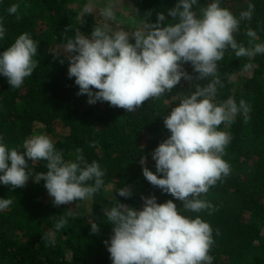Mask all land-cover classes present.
<instances>
[{
    "label": "trees",
    "instance_id": "1",
    "mask_svg": "<svg viewBox=\"0 0 264 264\" xmlns=\"http://www.w3.org/2000/svg\"><path fill=\"white\" fill-rule=\"evenodd\" d=\"M129 1L135 14L147 24L156 23L157 14L164 13L165 25L172 22L167 11L178 3V0ZM80 2L0 0V20L6 28L4 39L0 40V53L19 35L29 33L38 45L35 59L39 61L19 89H12L7 78L0 76V137L9 147L20 146L28 137L48 135L59 125L63 138L50 139L57 150H62L65 160L81 148L89 163L96 161L105 171L104 185L91 199L59 207L53 205L44 181L35 183L30 178L24 188L15 190L0 184V199L14 201L8 210L0 212V264H90V259L93 264H112L104 243L110 240L112 225L107 223L104 209H110L118 201L142 210V197L151 196L157 198V203L173 200L178 209H183L182 202L144 178L140 159L147 157L146 166L156 173L151 153L170 136L164 118L185 95L197 86H206L212 78L181 79L171 93L159 100L145 101L132 113L111 107L107 102L89 105L86 95H77L75 78L68 77L67 59L54 58L59 53L51 50L53 45L66 43L65 30L69 37L77 30L90 36L94 27L104 25L98 10L82 15ZM210 2L198 0L194 10ZM249 3L255 5L252 19L242 21L235 34L237 42L245 47L249 46L248 28L257 33L258 39L253 44L264 43V0H221V6L237 18ZM12 4L20 7L16 14L9 15L7 9ZM248 63L253 67L245 70ZM183 68L193 77L198 75L190 64H184ZM218 76L223 87L218 86L214 102L219 104L232 97L239 104L243 99L251 108L250 119L245 123L244 116L237 114L231 126L219 128L231 136L223 156L231 172L202 196L216 211L212 215L207 211H182V214L199 216L212 227L214 244L209 254L214 258L213 264H264V54L249 59L226 52L218 62ZM93 142L96 147H90ZM44 163L33 165L34 173L45 172ZM125 186L132 191L131 198L117 194ZM60 216L66 217L68 223L57 232L54 226ZM92 222L98 224V234H91Z\"/></svg>",
    "mask_w": 264,
    "mask_h": 264
},
{
    "label": "clouds",
    "instance_id": "2",
    "mask_svg": "<svg viewBox=\"0 0 264 264\" xmlns=\"http://www.w3.org/2000/svg\"><path fill=\"white\" fill-rule=\"evenodd\" d=\"M197 5L198 0H178L167 11L171 23L165 25V14L158 13L156 23L131 33L124 29L110 32L107 24L94 27L90 36L77 30L69 37L65 30V54L54 56L67 59L68 77L75 78L77 95H86L89 105L107 102L128 113L136 112L149 99L159 100L171 93L181 79L212 78L206 86H197L185 95L164 118L170 136L151 153L156 173L146 166L147 157L140 159L144 178L182 202L183 209H178L173 200L157 203L155 196L142 197V210L118 201L104 209L107 223L112 225L110 240L104 242L112 264H213L209 254L214 244L212 227L199 216L191 218L182 211H207L208 215L216 211L202 196L231 172L223 159L231 136L219 128L231 126L237 114L244 116L245 123L250 119L251 108L243 99L239 104L232 97L219 104L214 102L218 86L223 87L218 62L229 51L237 58L264 54V43H252L258 37L251 28L246 32L248 47L235 38L241 22L252 19L253 3L239 13V18L222 7L221 0H211L198 11L194 10ZM19 7L12 4L7 13L14 15ZM93 7L89 0L81 14H90ZM101 15L114 19L113 5L105 6ZM5 35L0 20V40ZM37 51V43L29 33H23L0 53V76L7 78L12 89L21 88L38 67ZM184 64H190L198 75H189ZM252 67L251 63L244 65L245 70ZM96 146V142L90 144ZM74 155V160H65L62 150H57L44 134L32 135L13 147L0 137V184L15 190L24 188L30 178L35 183L44 181L57 207L91 199L104 185L105 171L96 161L89 163L83 149L77 148ZM40 161L45 162L46 171L34 173L33 165ZM117 194L124 198L133 195L127 186L119 188ZM13 202L0 199V212L8 210ZM67 223L68 219L60 216L55 231ZM90 225L91 234H98V224Z\"/></svg>",
    "mask_w": 264,
    "mask_h": 264
},
{
    "label": "rangeland",
    "instance_id": "3",
    "mask_svg": "<svg viewBox=\"0 0 264 264\" xmlns=\"http://www.w3.org/2000/svg\"><path fill=\"white\" fill-rule=\"evenodd\" d=\"M88 3L89 0H81V2L78 4V7L80 8V10L83 11L84 6ZM91 3L94 5L93 11L98 10V12H100V15H101V10L105 6H107L109 3L113 5V9L115 13L114 19L107 20L102 15L100 16L104 25L107 24L111 32L124 29L131 33L143 28L144 25L147 24L143 19H140L135 14L134 6L132 2L129 0H91ZM51 50L54 53H59L62 55L65 54L63 46L61 45H53ZM40 129L43 130V128ZM43 132L45 133V130ZM46 134H48L47 136L49 138H52L53 140L63 138L62 136H64L62 129L60 128L59 125L55 126V128L53 127V131L51 133L49 132ZM74 158L75 156L69 157L68 160H74ZM87 207L90 208V205ZM88 262H91L90 264L94 263L92 259H90Z\"/></svg>",
    "mask_w": 264,
    "mask_h": 264
}]
</instances>
